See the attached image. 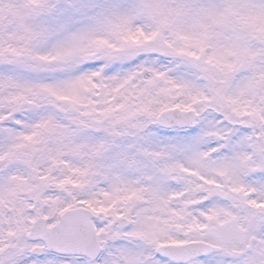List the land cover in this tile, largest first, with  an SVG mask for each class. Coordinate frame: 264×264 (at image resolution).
<instances>
[{
    "label": "snow or ice",
    "instance_id": "snow-or-ice-1",
    "mask_svg": "<svg viewBox=\"0 0 264 264\" xmlns=\"http://www.w3.org/2000/svg\"><path fill=\"white\" fill-rule=\"evenodd\" d=\"M0 264H264V0H0Z\"/></svg>",
    "mask_w": 264,
    "mask_h": 264
}]
</instances>
